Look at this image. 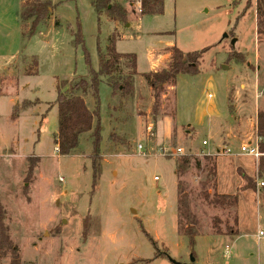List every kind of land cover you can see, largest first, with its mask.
I'll list each match as a JSON object with an SVG mask.
<instances>
[{
    "label": "rangeland",
    "instance_id": "374dc122",
    "mask_svg": "<svg viewBox=\"0 0 264 264\" xmlns=\"http://www.w3.org/2000/svg\"><path fill=\"white\" fill-rule=\"evenodd\" d=\"M33 1L0 0V205L21 264H264V237H256L259 226L264 232V188L257 186L264 176L254 178L260 158L240 153L237 141L224 144L233 155H207L223 146L219 125L234 122L233 94H242L251 118L264 109V37L256 34L255 0H163L161 16L135 12L139 0H111L126 8V24L97 14L92 0H50L54 11L29 35L32 20L20 14ZM78 32L83 43L77 45ZM111 36L116 51L134 54L143 73L151 53L158 59L172 46L207 51L198 73L181 74L173 87H164L157 106L143 75L133 78L132 94L114 96L101 77L98 108L92 90L77 92L99 114L93 127L99 119L101 175L93 188L92 131L60 156L55 102L57 87L90 80L87 55L98 71ZM235 54L246 61L236 63ZM128 63L121 60L114 75H126ZM248 126L258 141L253 122ZM163 147H180L201 166L190 161L176 173L182 156L161 155ZM182 192L188 220L179 211ZM215 192L236 196L237 204L209 203L205 195L212 200ZM188 222L196 233L192 246L183 234ZM10 256L0 264H10Z\"/></svg>",
    "mask_w": 264,
    "mask_h": 264
},
{
    "label": "trees",
    "instance_id": "16d2710c",
    "mask_svg": "<svg viewBox=\"0 0 264 264\" xmlns=\"http://www.w3.org/2000/svg\"><path fill=\"white\" fill-rule=\"evenodd\" d=\"M91 5L97 14L104 11L111 21L120 22L122 24L127 23V11L118 3L112 2L111 0H93ZM55 7L56 5L52 4L50 0H34L32 3L26 5V8L20 14V19L22 21L32 20L29 35H32L37 26L44 23L49 18ZM139 8V13L142 16H161L164 12V2L163 0H139ZM255 14L257 20L256 34L258 37H264V0H255ZM115 41L116 38L111 36L109 44L106 47V54H103L102 58L99 57L98 71L91 68V63L86 54V64L88 66L90 80L82 79L69 86L64 83L61 87H57L58 94L55 105L58 109V132L54 138L55 146L58 148L57 152L60 156L70 155L78 147L80 136L92 131L94 153V156L92 157L93 188L101 175V168L98 164L99 162H97L100 159L99 144L101 141L99 119L93 127V118L95 116L99 117V114L98 111L91 112L83 98L77 95V92H86L89 89L92 90L93 96L97 102V108L99 107L98 87L101 83V77L107 79V84L111 89L112 96L117 92H126L129 94L133 92V78L137 75L136 56L134 54L118 53L115 49ZM74 42L77 45L83 43L80 32L76 34ZM206 51L207 49H203L200 52L184 53L175 46H172L169 49L170 61L165 69L143 74V77L155 92V106L158 104V97L164 90V87H173L176 84V79L179 75H195L198 73V62L202 58V54ZM232 58L238 64H242L246 61L245 56L242 54H235ZM123 59L129 61L127 66L129 72L122 77L115 76L114 73L116 72V68ZM65 86H67V89L63 92L62 88ZM154 111H156V108ZM256 136L258 140V150L262 154L259 157L257 172H259V175L264 176V109H259L257 112ZM180 159L181 164L177 167L176 173L184 172L190 164V161L193 162L194 167L196 168L201 166L200 161L197 158L185 155ZM207 160L209 162L213 161L211 167L208 168V171L211 177L215 176L214 159L208 156ZM32 170L33 165L30 166L28 176L32 173ZM247 187H253V185L249 182ZM205 199L213 205L235 206L237 204L236 196L219 195L216 192L213 194L212 200H209L206 195ZM179 211L182 212L185 220L190 218L188 199L183 192L179 199ZM143 232L146 237L151 240V237L145 231ZM216 232H218V229H216ZM183 234L189 238V243L192 246L194 244L196 233L192 229L191 223H186L183 228ZM8 253L11 254L10 264H21L17 254V247L12 244L9 238L8 228L5 223V212L0 205V259H4Z\"/></svg>",
    "mask_w": 264,
    "mask_h": 264
},
{
    "label": "crops",
    "instance_id": "0c3cea01",
    "mask_svg": "<svg viewBox=\"0 0 264 264\" xmlns=\"http://www.w3.org/2000/svg\"><path fill=\"white\" fill-rule=\"evenodd\" d=\"M93 1V0H92ZM92 3V2H91ZM121 6L124 8V9H126L122 4H121ZM136 9L134 10L135 12H138L139 13V11H140V9H139V3H136ZM127 11V10H126ZM254 12H255V10H254ZM255 17H256V15H255ZM113 22H115V23H120V22H116V21H113ZM122 24V23H121ZM129 26V24H127L126 25V27H128ZM171 47H169V49H170ZM115 49H116V45H115ZM168 49V50H169ZM118 53H120V52H118ZM120 54H124V53H120ZM126 54V53H125ZM153 53H151L150 55H149V59H150V69H149V71L148 72H146V73H150V72H157V70L161 67L162 69L165 67V64L167 63H169V59H170V53H169V51L165 54V55H162V56H160L158 59H154L153 57ZM247 58V57H246ZM161 65V66H160ZM163 66V67H162ZM165 69V68H164ZM258 70V69H257ZM136 73H137V76H141V75H143V74H146V73H143V72H140L139 70H138V68H137V60H136ZM264 81V80H263ZM242 94H240L239 92L237 93H235V94H233V96H232V105H231V108H230V116L232 117H234V119H232L231 118V120H234V122L233 123H230V124H227V121L225 122V128H227V129H222V127H223V125H219V129H218V131H217V135H216V137H217V139H219L220 141H222V143H223V146H215V149H217V148H222V147H229V146H227V145H224V144H226V142H228V143H230V144H234L236 141L237 142H240V145H243V144H248V143H252V142H255L256 140H254V139H252V138H250V132H249V124H251V122H253V127H254V131H256V113H257V108L255 109V113H254V118H251L250 116H249V113H247L246 111H244V109H245V104H244V101H243V99H241L240 98V96H241ZM249 97V96H248ZM255 98L256 99H258V95L257 96H255ZM247 103H246V105L247 104H249L250 105V100L247 98ZM252 105V104H251ZM257 105V104H256ZM255 105V106H256ZM253 106V105H252ZM254 107V106H253ZM255 108V107H254ZM255 120V121H254ZM245 127V129L243 130V128ZM190 128V127H189ZM221 129V131H219ZM241 130V131H240ZM220 135H223V137H221L220 138ZM210 155H215V152L214 153H209ZM222 157V156H221ZM257 162L255 161V168H254V178H255V175H256V173H257V164H256ZM240 170L241 171H243L242 173H243V177L245 178V176H246V172H245V170H244V168L243 167H240ZM216 184H217V181H216ZM217 187V186H216ZM217 189V188H216ZM217 193H219V192H217ZM259 219V221H261V217H259L258 218ZM233 224H235L236 225V223H234L233 222ZM260 229V226H259V228L257 229V233H256V237H257V239L258 240H260V236H258V230ZM238 230V229H237ZM231 231V230H230ZM229 231V233H231ZM220 232V230L218 229V232L217 233H219ZM231 235H233V233L231 234ZM215 237H218V238H228L229 239V237L228 236H226V235H220V236H217V235H215ZM237 237H239L238 235L236 236V238ZM262 237H264V235L262 236ZM229 247L228 246H226V253L227 252H229V250H227Z\"/></svg>",
    "mask_w": 264,
    "mask_h": 264
},
{
    "label": "built area",
    "instance_id": "2783aa9c",
    "mask_svg": "<svg viewBox=\"0 0 264 264\" xmlns=\"http://www.w3.org/2000/svg\"><path fill=\"white\" fill-rule=\"evenodd\" d=\"M208 98L211 99L212 95L209 94ZM147 130L150 132L151 128L149 127ZM257 143L258 142L256 141V142H254V144L248 143V144L241 145L239 148L240 153H244L248 156L253 157L254 159H258L262 154L258 150ZM202 145L207 146L208 145L207 141H203ZM137 149H138L139 155L145 156L144 148L141 145H138ZM161 152H162L161 155H164V156H184V155H186L184 153L183 149L180 147H176V148L163 147L161 149ZM207 155H210V154L208 153ZM215 155H217V156H229V155H233V151L231 148L225 146L222 148L215 149ZM155 180H157V178H155ZM257 186L260 188H264V179L259 180L257 182ZM263 235H264V232L259 230L258 236L262 237Z\"/></svg>",
    "mask_w": 264,
    "mask_h": 264
},
{
    "label": "water",
    "instance_id": "95a60500",
    "mask_svg": "<svg viewBox=\"0 0 264 264\" xmlns=\"http://www.w3.org/2000/svg\"><path fill=\"white\" fill-rule=\"evenodd\" d=\"M235 41H236V40H232L231 44L234 45V44H235ZM188 127H189V126H188ZM192 261H194V260L192 259ZM172 263H173V264H180V263H177V262H175V261H173Z\"/></svg>",
    "mask_w": 264,
    "mask_h": 264
}]
</instances>
